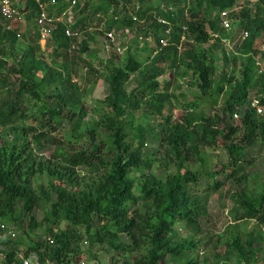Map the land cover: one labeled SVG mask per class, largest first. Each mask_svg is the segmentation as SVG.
Here are the masks:
<instances>
[{
    "label": "trees",
    "instance_id": "16d2710c",
    "mask_svg": "<svg viewBox=\"0 0 264 264\" xmlns=\"http://www.w3.org/2000/svg\"><path fill=\"white\" fill-rule=\"evenodd\" d=\"M238 1L206 0L205 7L198 1L187 8L181 0H174L180 5L178 10L157 6V13L148 16L154 28L147 34H153L160 50L146 70L147 60L130 50L122 64L101 61L111 65L107 74L109 92L92 108L90 120H85L81 112L87 91L74 81L72 69L68 65L63 69L54 65L43 68L37 58L42 48L39 28L26 29L24 50L18 57L21 34L17 28H9L10 21L0 14L4 22H0V224L15 228L22 222L23 227L24 215H30L20 241L0 227V233L8 237L0 235V255L4 256L0 264H23L29 258L41 264H66L71 258H80L83 240L90 245L105 244L123 255L121 263L119 260L113 264H209L207 259L200 262L191 255L196 242L180 237L174 227L178 221L191 225L205 216L206 202L193 189L203 175L212 179L220 173L203 168L204 148L220 134V129L216 117L201 108L200 100L204 102L207 97L206 105L210 107L222 102L231 116L238 114L236 125H227L225 134L229 162L222 171L232 168L229 178L240 174L238 182H242L246 178L244 168L249 166L243 164L251 163L245 158L246 149L264 144V114L251 105L255 95L264 104V71L259 72L256 65L261 48L258 41L264 29V0H259L261 7L256 12L244 7L232 14L233 28L244 27L249 36L239 50L244 56L238 71H229L227 66L217 79L218 52L223 51L227 65L230 62L222 37L220 40L216 34L225 30L218 13L233 8ZM41 2L49 5L46 9L50 16L56 5L66 4L64 0ZM138 3V20L126 6L121 19L116 18L121 0H85L80 11L105 16L102 20L107 32H111L117 23L129 27L144 21L145 0ZM15 5L19 8L16 2ZM27 5L25 14L40 11L36 0H27ZM207 13H214L215 18H209ZM158 17L165 22H159ZM85 19H77L71 27L82 32L81 40L67 36L68 25L57 20L50 41L67 51L80 45L81 53H85L89 39L95 38L88 32L85 35ZM212 39L213 44L205 48L204 44ZM183 44L189 47L180 52ZM169 57L193 71L195 85L202 94L184 106L186 112L180 119H173L172 114L163 116L167 96L158 80L161 72H155L156 64ZM238 59L233 57L235 63ZM83 61L90 65L94 86L103 74ZM136 72L142 76L139 86L128 90L125 84ZM139 108L160 116L158 127L151 126L148 118L145 124H134ZM216 116L219 118V114ZM151 137L155 149L146 153ZM49 141L55 144L54 150L49 158H39L34 148H45ZM155 165L161 176L146 172ZM80 166L90 168L95 175L78 174ZM134 172L142 173L138 185L131 178ZM38 178H44L48 187ZM224 184L225 180L215 178L205 191L216 192ZM244 187L233 194L235 220L254 219L264 225V184L250 192ZM36 208L44 210V222L31 215ZM42 226L47 236L36 239ZM121 233H126L130 242L123 240ZM243 236L236 230L226 236L223 253H215L216 264H233L230 258L240 264L258 263L252 237Z\"/></svg>",
    "mask_w": 264,
    "mask_h": 264
},
{
    "label": "rangeland",
    "instance_id": "374dc122",
    "mask_svg": "<svg viewBox=\"0 0 264 264\" xmlns=\"http://www.w3.org/2000/svg\"><path fill=\"white\" fill-rule=\"evenodd\" d=\"M84 1L85 0H76V3L74 4L65 2L66 4L62 3L60 5H56L52 13L54 16H59L61 19H63L69 27H72L77 19L82 20L86 18L84 22L85 28L83 29L86 30L85 35L88 32L89 34H93L95 36L94 39H89V49L85 53H81V46L79 45V48L73 51H67L66 49H59L57 44L54 43V40L42 41L40 42L42 48L40 52L37 53V58L42 61L43 68L54 65L63 69L64 66L67 67L68 65L70 69H72V77L74 81L87 91L85 94V106L82 108L81 112L84 114L85 120H90L93 116L92 108L96 106L100 100H103L109 92L110 85L107 74L110 66L113 63L122 64L124 62L123 56L126 54L127 50H130L141 60H147L146 64L144 65V70H146V68L150 67L153 56L156 55L158 50H160L157 42L153 38V34L151 32L150 34H147L152 28H154V24L150 23L148 16L157 13V6H162L166 9L174 8L175 10H178L180 5H177L176 3L175 5L174 0H145V6L147 8H145L146 17H144V21H139L138 23L129 27L128 25L126 26L122 25L121 23H117L114 29L111 31L113 33V38L109 39L106 25L103 22L106 17L102 15H94L92 11L83 14L80 11V8ZM181 1V5L186 6L187 8L194 6V4H196L198 1L202 2L204 7L206 6V0ZM239 1L245 2V4L254 5V8L250 9L252 12H255V8H257V11L259 10V3L253 2L251 0ZM15 2L19 6L18 9L20 10V14L18 15L17 19L12 22V28H17L21 34L19 37L21 40L19 43L21 44L18 45V49L16 51V55L20 57L24 50L26 29L30 26H34L33 28L36 30L38 28L35 21L37 13L34 15L31 13L25 14L28 10L27 0H15ZM121 3L120 9H118L119 16H116V18L119 20L121 19L120 16L126 12L123 6H126L128 12L134 15L136 13L135 8H137L136 6L139 5L138 0H130L128 3H125V0H121ZM44 4L45 7L49 6L47 3ZM261 14H264L263 10ZM206 15L209 18H215L214 13L211 15L207 13ZM0 22L4 23L1 19ZM216 34L219 35V39L220 37L226 36L227 38L229 35H231L226 30L218 31ZM215 37L217 36L215 35ZM214 39L204 44V47L206 48L212 45L213 41H215ZM258 43L261 47V51L259 50L260 54L257 55V59L264 66V29ZM232 44L229 41H226L227 49L223 47V49L229 53L230 62L228 65L222 53L223 51L219 49V59L217 61V79L220 78L222 72L226 71L227 66H229V71H238L240 67V62L244 55L234 54L231 51ZM186 47H189V45H181L179 47V51L182 52ZM55 50H57V52ZM234 56H239L237 63H235L233 60ZM80 58L86 62H90L91 65H93L95 68H98L101 71V74H103L102 77L98 79L96 85H91L90 79H94V76L89 68L90 65H87ZM8 59V62H12V58ZM101 61H111V65L109 63V65L106 66V64ZM157 71L161 72L158 75V80L160 82L161 89H163V94L167 96V106L164 109L163 116L172 114L173 119H180L186 112L184 106L188 102L194 101L197 99V97L202 95L198 87L195 85L196 81L193 71L191 69H185L182 65H177V63H174L173 57H169L165 62L160 61L158 64H156L155 72ZM141 78L142 76L138 72L130 75L125 84L126 88L131 90L138 87ZM253 93L255 94V92ZM204 98V102L200 100V106L202 109H205L206 112L213 114L216 117L220 134L215 138H212L211 143L204 148L206 166L204 165L203 168L211 170L212 172H220L215 176V178L225 180V184L216 192L205 191V189H207L213 183L215 178L211 179L203 175L198 182L197 187H195L196 190H193L197 193H200L201 198H203L206 202L207 211L205 216L195 224L191 225L187 224L185 221H178L174 224L175 230L179 232L180 237L193 239L197 244V248L191 253V255L197 257L200 262H202L204 259H207L209 264H216V260L214 258L215 253H223L225 249L224 242L226 240V236L233 233L234 230L241 232L244 235V238L250 235L249 237H252L253 239V246L258 251L259 261L257 264H264V225L258 223L254 219L236 221L234 218L236 214L234 208L235 202L233 198V194H235L236 191L242 189L244 186H246L247 192H250L258 189L260 185L264 184V144L259 143L246 149L245 158L250 160L251 163L247 164L246 162L243 164L245 166H249L244 168L246 178H244L242 182H238V176L240 174L234 176V178H229L227 174L228 172L232 171V168L224 169L225 171H222V169L225 168L223 166H227L229 162V155L224 145L225 134L227 133L228 129L227 125H236L238 118L235 115L231 116L230 112L225 110L224 104L222 102L213 104L214 106L210 107L206 105V101H208L207 97ZM217 114H219V118L216 116ZM147 118L151 126L158 127L161 117L151 114L149 111H146L143 108H139L137 110L134 117V124H145L147 123ZM27 122H30V120ZM46 144L47 146L45 148H34L35 153H37L39 158H49L51 152L54 150L55 144L52 141H49ZM154 147L155 142L153 137H151L149 139L148 146L145 148V152L149 153V151H153L155 149ZM77 171V173L82 176H94L96 173L90 168L85 169L82 166H80ZM148 171H153L158 176L162 175L161 170H159L156 165L152 168V170L146 169V172ZM141 177V172H134L131 174V178L135 180L136 185L139 184L140 181L138 179ZM37 181L44 182L46 187H48V184L44 178H38ZM31 215H33L38 222L45 220V212L41 208L34 209ZM29 216L27 214L24 215L23 227L24 225L29 224ZM64 225L65 223H62L61 227ZM23 227L22 222L15 225L14 229L17 231V238L14 239L15 241L21 240L19 238H21L23 235ZM45 231L46 230L44 226L40 227L37 230L38 236L36 239H44L47 236ZM220 233H223L224 237L220 238ZM0 235L2 238H8L4 233H0ZM120 235L123 240L130 242V237L126 233H121ZM24 242L28 243L27 240H24ZM81 247L82 254L80 258H71L66 262V264H113L119 260L121 263L124 258L122 257L123 255L114 252L105 244L96 243L90 245L89 242L83 240L81 242ZM20 251L21 255H23L22 253L24 252V248H21ZM129 255L130 254H128V256ZM230 259L233 264H240L235 258ZM171 263L172 262H168V264Z\"/></svg>",
    "mask_w": 264,
    "mask_h": 264
},
{
    "label": "built area",
    "instance_id": "2783aa9c",
    "mask_svg": "<svg viewBox=\"0 0 264 264\" xmlns=\"http://www.w3.org/2000/svg\"><path fill=\"white\" fill-rule=\"evenodd\" d=\"M36 1L39 3V6H40V11L38 12L36 16V24L40 32L39 41L40 42L48 41L52 37L54 21H57V20L64 21V20L54 15L52 16L48 15V11H46L45 4L41 2V0H36ZM251 1L260 3L259 0H251ZM64 2H68V3L71 2L74 4L76 3V0H64ZM136 7L138 9L139 5H137ZM244 7H249L251 9V8H254V5L245 4V2L238 1L237 4L233 8L223 9L219 11L218 13L222 21L223 28L231 34L227 38L226 36H224L225 38L222 37L224 47L225 49H227L226 41L227 42L229 41L231 44L233 43L231 45V51L234 54H240L239 50L241 46L243 45L244 40H246L249 36V31L247 29H244V27L233 28V24H232V20H233L232 14L234 12L240 11ZM256 11H257V8H255V12ZM0 14L5 20L10 21V24L8 25V27L12 28L13 27L12 22L15 21L18 15L20 14V10L15 5V0H0ZM133 18L135 20H138L136 13L133 15ZM158 21L164 23L165 19L159 17ZM65 32H66V35L70 36L71 38L76 37L79 40L82 38V32H79L77 30L75 31L69 26L68 28H66ZM167 32H169V30ZM18 35H20V33ZM107 35L109 39L113 38L112 32H108ZM163 44L166 45L167 41L163 40ZM226 52H227V55L229 56L228 51ZM256 65L259 67V72L264 71V66L261 64V62L257 58H256ZM251 105L257 109V112L259 114H264V104L261 103L260 97H258L257 95L253 96L251 100ZM235 116L238 117V114L236 113ZM0 227L4 230V232H6V234L11 235L12 237H17V231L11 225L8 226L6 224H0ZM0 257L3 258L4 256L0 255ZM23 264H41V263L38 260H33L29 258V259H25L23 261Z\"/></svg>",
    "mask_w": 264,
    "mask_h": 264
},
{
    "label": "crops",
    "instance_id": "0c3cea01",
    "mask_svg": "<svg viewBox=\"0 0 264 264\" xmlns=\"http://www.w3.org/2000/svg\"><path fill=\"white\" fill-rule=\"evenodd\" d=\"M28 9V8H27Z\"/></svg>",
    "mask_w": 264,
    "mask_h": 264
}]
</instances>
